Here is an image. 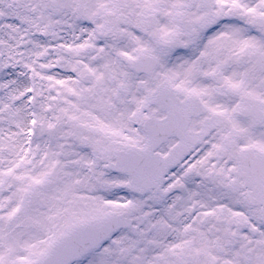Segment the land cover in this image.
<instances>
[{
	"label": "snow or ice",
	"instance_id": "1",
	"mask_svg": "<svg viewBox=\"0 0 264 264\" xmlns=\"http://www.w3.org/2000/svg\"><path fill=\"white\" fill-rule=\"evenodd\" d=\"M0 264H264V0H0Z\"/></svg>",
	"mask_w": 264,
	"mask_h": 264
}]
</instances>
